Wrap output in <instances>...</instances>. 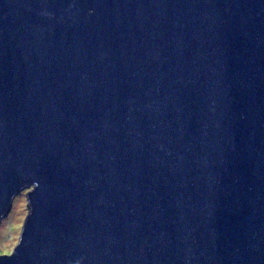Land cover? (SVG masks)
I'll list each match as a JSON object with an SVG mask.
<instances>
[{
    "label": "water",
    "instance_id": "water-1",
    "mask_svg": "<svg viewBox=\"0 0 264 264\" xmlns=\"http://www.w3.org/2000/svg\"><path fill=\"white\" fill-rule=\"evenodd\" d=\"M0 264H264V0H0Z\"/></svg>",
    "mask_w": 264,
    "mask_h": 264
},
{
    "label": "rangeland",
    "instance_id": "rangeland-1",
    "mask_svg": "<svg viewBox=\"0 0 264 264\" xmlns=\"http://www.w3.org/2000/svg\"><path fill=\"white\" fill-rule=\"evenodd\" d=\"M31 188H24L15 195L9 214L0 223V256L8 255L17 245L24 220L28 214L27 192Z\"/></svg>",
    "mask_w": 264,
    "mask_h": 264
},
{
    "label": "clouds",
    "instance_id": "clouds-1",
    "mask_svg": "<svg viewBox=\"0 0 264 264\" xmlns=\"http://www.w3.org/2000/svg\"><path fill=\"white\" fill-rule=\"evenodd\" d=\"M31 189H32V187H31Z\"/></svg>",
    "mask_w": 264,
    "mask_h": 264
}]
</instances>
